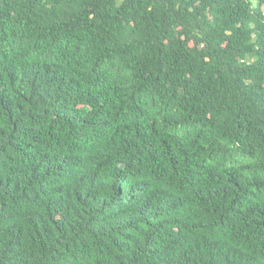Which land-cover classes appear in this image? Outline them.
<instances>
[{
	"label": "trees",
	"instance_id": "trees-1",
	"mask_svg": "<svg viewBox=\"0 0 264 264\" xmlns=\"http://www.w3.org/2000/svg\"><path fill=\"white\" fill-rule=\"evenodd\" d=\"M0 264H264V0H0Z\"/></svg>",
	"mask_w": 264,
	"mask_h": 264
}]
</instances>
